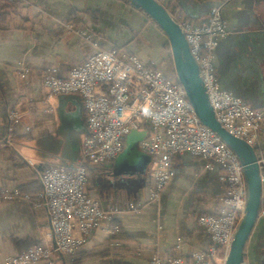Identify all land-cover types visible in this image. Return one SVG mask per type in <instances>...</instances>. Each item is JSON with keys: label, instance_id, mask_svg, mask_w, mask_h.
<instances>
[{"label": "crops", "instance_id": "obj_1", "mask_svg": "<svg viewBox=\"0 0 264 264\" xmlns=\"http://www.w3.org/2000/svg\"><path fill=\"white\" fill-rule=\"evenodd\" d=\"M178 1L196 22L203 21L214 4L212 0ZM223 16L228 34L213 60L219 87L251 107L262 108L264 0H232ZM166 43L165 35L147 16L123 0H0V136L5 134L6 143L0 146V195L19 189L30 196L29 201H0V262L30 247L51 245L47 207L35 208L34 201L48 169L73 168L82 155L87 133L83 100L76 94L49 97L43 86L46 75L52 72L64 78L95 51L115 49L137 55L142 63L174 80ZM11 110L19 112L21 119L9 134ZM137 131L143 139L150 134L148 127ZM130 134L116 159L88 167L87 189L102 210L121 211L102 222L75 259L60 256L56 264H72L81 258L79 264H150L153 256L187 260L192 252L210 245L198 218L217 212L226 189L219 181L221 168L211 164L207 169L208 161L188 154L175 156L170 181L158 201H151L153 160L130 145ZM259 149L264 154V135ZM134 153L139 161L133 165L141 169H126ZM130 205L139 211L129 210ZM112 230L119 232L117 237ZM74 236L82 237L77 227ZM245 262L264 264V189Z\"/></svg>", "mask_w": 264, "mask_h": 264}, {"label": "built area", "instance_id": "obj_2", "mask_svg": "<svg viewBox=\"0 0 264 264\" xmlns=\"http://www.w3.org/2000/svg\"><path fill=\"white\" fill-rule=\"evenodd\" d=\"M212 1L214 4L203 21H182L179 25L198 63L216 120L255 150L264 189V154L259 149L264 135V107H251L242 98L219 87L214 74V52L228 34L223 12L232 0ZM78 33L85 36L84 31ZM43 86L49 97L76 94L82 98L87 127L82 155L73 168L48 169L43 175L42 190L34 201L35 208L47 207L51 245L34 246L21 254L4 256L0 264H56L60 256L76 255L105 219L111 221L121 211L118 208L107 213L102 210L97 197L87 189L88 167L112 162L123 152L126 136L142 127L150 130L149 136L139 142V148L153 160L151 201H158L170 181L172 162L178 155L202 158L209 162L207 169L217 164L221 168L219 181L226 187L216 214L198 218V224L210 237V245L192 252L187 260L153 256L150 264H225L246 206L247 188L242 166L234 152L201 124L176 79L145 65L135 54L110 49L88 55L64 78L49 72ZM20 119L16 110L8 112V132H12ZM1 196L5 200H30L29 195L17 189L3 191ZM128 209L139 211L134 205ZM74 227L78 228L81 238L74 236Z\"/></svg>", "mask_w": 264, "mask_h": 264}, {"label": "water", "instance_id": "obj_3", "mask_svg": "<svg viewBox=\"0 0 264 264\" xmlns=\"http://www.w3.org/2000/svg\"><path fill=\"white\" fill-rule=\"evenodd\" d=\"M123 1L146 15L165 35L176 81L184 89L197 118L234 152L242 166L247 188L246 206L235 230L225 264H244L246 245L258 221L263 194L256 152L244 140L230 134L216 120L200 76L198 63L191 54L180 25L166 7L157 0ZM131 158V164L127 165L126 169H141V166H137L138 164L133 165V161H139L138 155L134 153Z\"/></svg>", "mask_w": 264, "mask_h": 264}, {"label": "trees", "instance_id": "obj_4", "mask_svg": "<svg viewBox=\"0 0 264 264\" xmlns=\"http://www.w3.org/2000/svg\"><path fill=\"white\" fill-rule=\"evenodd\" d=\"M158 2H160L161 4H163L166 9L168 10V12L170 13V15L174 18V20L180 24L182 21H190V22H196V20H194L192 17L188 16L181 4L179 3L178 0H157ZM198 1H201V2H205V1H208V0H198ZM20 1H14V2H11V3H19ZM6 3H9V2H6ZM180 11V12H179ZM166 48L169 49V46H168V43H166ZM8 128H9V124L7 125V128H6V132L10 134V132H8ZM5 134H3V136H0V146H5ZM18 191L21 193V194H25L23 193L21 190L18 189ZM2 196L0 195V201H2ZM114 231V234L115 236L117 237L119 232L116 231V230H113ZM72 259H75L76 258V255L70 257ZM82 258L79 260H76L74 262H72V264H79L81 262Z\"/></svg>", "mask_w": 264, "mask_h": 264}, {"label": "rangeland", "instance_id": "obj_5", "mask_svg": "<svg viewBox=\"0 0 264 264\" xmlns=\"http://www.w3.org/2000/svg\"><path fill=\"white\" fill-rule=\"evenodd\" d=\"M11 2H14V1H11ZM9 2V3H11ZM180 12V11H179ZM167 50V49H166ZM168 54V52H167ZM143 139V136H142V133L140 131H137V130H134L132 131V133L130 134V145L131 146H134L136 148H138V143ZM133 147V148H134Z\"/></svg>", "mask_w": 264, "mask_h": 264}]
</instances>
